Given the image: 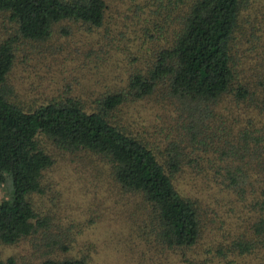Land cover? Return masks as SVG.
I'll return each instance as SVG.
<instances>
[{
	"label": "trees",
	"instance_id": "trees-1",
	"mask_svg": "<svg viewBox=\"0 0 264 264\" xmlns=\"http://www.w3.org/2000/svg\"><path fill=\"white\" fill-rule=\"evenodd\" d=\"M141 1L131 0L127 24L134 32L139 27L136 36H157L149 61L129 74L124 89L102 94L95 107L88 109L82 100L69 95L23 105L9 74L17 39L44 42L59 33L74 34L76 25L85 31L103 28L108 0H0V23L5 24L3 36H7L0 39V188L6 182L10 187L0 198V244L14 245L45 226L28 197L40 193L42 172L52 163L51 148L96 158L106 166L121 194L140 211L143 225L158 246L188 250L196 244L202 229L198 200L181 195L173 183L185 158L172 142L159 153L148 138L114 122L112 116L125 102L154 95L177 104L181 117L201 125L208 114L223 115L225 109L236 113L237 103L258 98L248 89L246 76L236 71L233 59L236 41L258 28L250 21L257 8L249 0ZM140 13H145L143 18ZM114 24L116 31L112 27L106 34L123 36L124 24ZM259 24L264 31V13ZM225 96L231 102L227 107L219 104ZM261 114L259 126L251 129L249 123L227 142L233 158L228 168L241 171L233 163L235 155L245 156V152L249 157L246 169L257 174V190L250 185L257 216L248 240L227 244L222 255L264 248V110ZM198 135L194 131L189 139L199 142ZM230 155L223 152L225 158ZM243 177L228 175L220 187L242 192ZM181 261L212 263L207 256L183 255ZM0 264H13L12 258ZM40 264L87 262L84 257L60 256L45 257Z\"/></svg>",
	"mask_w": 264,
	"mask_h": 264
},
{
	"label": "rangeland",
	"instance_id": "rangeland-1",
	"mask_svg": "<svg viewBox=\"0 0 264 264\" xmlns=\"http://www.w3.org/2000/svg\"><path fill=\"white\" fill-rule=\"evenodd\" d=\"M249 1L257 8L250 21L258 28L235 40L233 59L236 71L246 76L248 89L258 98L237 103L236 113L225 109L223 115L208 114L201 125L181 117L177 104L154 95L127 101L112 116L114 122L148 138L159 153L172 142L185 158L173 183L181 195L198 200L202 229L196 244L188 250L158 246L143 225L140 211L121 194L106 166L96 158L51 148L52 163L42 172L40 193L28 197L45 226L14 245L0 244V263L8 257L13 264H40L45 257L71 256L84 257L87 264H183L181 258L187 255L210 257L209 264H264L263 247L242 255H222L227 244L248 240L249 227L257 216L250 188L257 190V174L246 169L249 157L245 152V156L235 155L233 163L241 171L228 168L233 158L227 144L238 129L244 130L249 123L251 129L259 126L264 110V31L259 24L264 0ZM130 3L108 0L106 23L94 31L76 25L74 34L59 33L44 42L17 39L9 80L21 103L33 105L69 95L92 109L102 94L124 89L129 74L149 61L157 43V36H136L139 27L134 32L127 24ZM144 15L140 13V18ZM120 21L123 36L106 34L112 27L116 31L114 23ZM5 30V24L0 23V39L7 37L3 36ZM131 34L135 36H127ZM223 99L219 104L227 107L230 97ZM246 103L250 105L245 107ZM194 131L200 133L199 142L189 139ZM247 140L253 145V140ZM223 152L230 156L225 158ZM228 175H244L239 183L244 191L222 189L219 183ZM9 188L6 182L0 188V198Z\"/></svg>",
	"mask_w": 264,
	"mask_h": 264
}]
</instances>
